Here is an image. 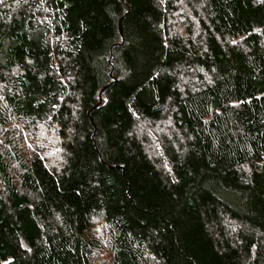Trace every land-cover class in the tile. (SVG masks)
Wrapping results in <instances>:
<instances>
[{
  "label": "trees",
  "instance_id": "1",
  "mask_svg": "<svg viewBox=\"0 0 264 264\" xmlns=\"http://www.w3.org/2000/svg\"><path fill=\"white\" fill-rule=\"evenodd\" d=\"M0 264H264V0H0Z\"/></svg>",
  "mask_w": 264,
  "mask_h": 264
},
{
  "label": "water",
  "instance_id": "2",
  "mask_svg": "<svg viewBox=\"0 0 264 264\" xmlns=\"http://www.w3.org/2000/svg\"><path fill=\"white\" fill-rule=\"evenodd\" d=\"M120 31H121V33H122V27H121V24H120Z\"/></svg>",
  "mask_w": 264,
  "mask_h": 264
}]
</instances>
